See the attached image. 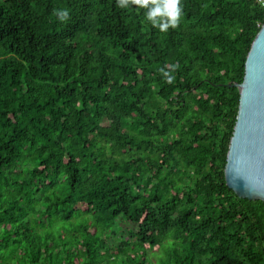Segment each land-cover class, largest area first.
Segmentation results:
<instances>
[{"label":"trees","instance_id":"trees-1","mask_svg":"<svg viewBox=\"0 0 264 264\" xmlns=\"http://www.w3.org/2000/svg\"><path fill=\"white\" fill-rule=\"evenodd\" d=\"M182 8L160 32L116 0H0V264H264V201L224 179L264 5ZM53 216L75 243L41 240Z\"/></svg>","mask_w":264,"mask_h":264},{"label":"water","instance_id":"water-1","mask_svg":"<svg viewBox=\"0 0 264 264\" xmlns=\"http://www.w3.org/2000/svg\"><path fill=\"white\" fill-rule=\"evenodd\" d=\"M236 120L224 166V179L238 197L264 201V22L244 63Z\"/></svg>","mask_w":264,"mask_h":264},{"label":"clouds","instance_id":"clouds-1","mask_svg":"<svg viewBox=\"0 0 264 264\" xmlns=\"http://www.w3.org/2000/svg\"><path fill=\"white\" fill-rule=\"evenodd\" d=\"M119 8L128 9L136 6L144 10V18L150 22L153 28L160 32H167L170 28H176L183 16L182 0H116ZM62 20L67 19V11H61ZM163 75L171 82L169 73L161 69Z\"/></svg>","mask_w":264,"mask_h":264},{"label":"rangeland","instance_id":"rangeland-1","mask_svg":"<svg viewBox=\"0 0 264 264\" xmlns=\"http://www.w3.org/2000/svg\"><path fill=\"white\" fill-rule=\"evenodd\" d=\"M31 211V210H29ZM28 211V212H29ZM37 217L35 216V214L33 213H29L27 216V220L30 221L31 224H33L34 219H36ZM49 221V220H48ZM48 221L46 222L48 224ZM70 222H72L73 225L80 223V219H76L75 217L72 218L70 220ZM117 227L119 228V231L116 232V234L110 236V238H108V245L110 247L112 246H116L118 244V242L120 241L121 237L125 234L126 231H133L136 232L137 227L127 223V222H123L122 220H117ZM50 224L51 226H46V227H41L39 232L41 234V240L45 237V235L52 231L53 232V237H54V242H70V241H74L73 243H75V240L73 236V233H71V224L69 222H61L60 221V217L59 216H53L52 219L50 220ZM63 234V240L61 241L59 239V235ZM108 234V233H107ZM40 240V241H41ZM164 247L167 248L168 247V242L164 243ZM164 255V248L162 249H147L145 251V257L152 263V264H159V259L160 257H162ZM107 264H119L117 261H113L110 260Z\"/></svg>","mask_w":264,"mask_h":264},{"label":"built area","instance_id":"built-area-1","mask_svg":"<svg viewBox=\"0 0 264 264\" xmlns=\"http://www.w3.org/2000/svg\"><path fill=\"white\" fill-rule=\"evenodd\" d=\"M260 1H261L262 5H264V0H260Z\"/></svg>","mask_w":264,"mask_h":264}]
</instances>
